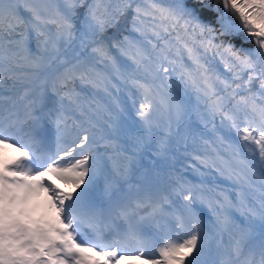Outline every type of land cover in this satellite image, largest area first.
Segmentation results:
<instances>
[{
  "label": "snow or ice",
  "instance_id": "snow-or-ice-1",
  "mask_svg": "<svg viewBox=\"0 0 264 264\" xmlns=\"http://www.w3.org/2000/svg\"><path fill=\"white\" fill-rule=\"evenodd\" d=\"M222 3L238 12L258 50L231 42L239 29L224 14L209 15L219 11L211 0H0V150L18 154L11 163L0 162V264H121L142 258L144 264H264V103L254 96L236 100L237 89L253 81L264 100V0ZM128 13L131 32L143 42L124 34ZM249 20L259 22L258 31ZM198 48L220 55L234 80L242 79L241 72L247 79L228 96L217 95ZM185 55L202 70L199 82L184 70ZM178 67L198 101L201 94L212 99L209 116H221V126L227 121L242 142L229 144L242 168L225 176L242 182L235 202L214 199L212 189L185 180L169 163L188 138L186 90L184 96L171 91ZM77 80L107 100L93 95L85 101L68 87ZM221 82L225 91L232 87ZM229 96L236 100L231 108ZM85 103L97 116L87 126L72 115L83 116ZM41 191L54 216H35L32 200ZM197 205H205L211 217ZM85 229L94 237L87 246L77 239ZM161 233L164 242L156 247ZM129 240L140 246L139 255L125 253ZM150 247L156 253L146 255Z\"/></svg>",
  "mask_w": 264,
  "mask_h": 264
},
{
  "label": "trees",
  "instance_id": "trees-1",
  "mask_svg": "<svg viewBox=\"0 0 264 264\" xmlns=\"http://www.w3.org/2000/svg\"><path fill=\"white\" fill-rule=\"evenodd\" d=\"M58 4H62L63 0H56ZM86 2H91V0H86ZM116 0H113L115 3ZM137 2L143 3L144 0H137ZM237 2H242V0H237ZM211 3L218 8V13L209 14L212 17H215L219 14H224V7L222 0H211ZM146 6V5H145ZM83 10L82 8H78L77 12ZM246 13L252 14V9H245ZM228 19L233 24H239L244 28L243 21L240 20L238 12L231 8V5L227 9ZM123 19V18H122ZM131 13L126 15V21L128 22V30L124 33L130 35L131 37L141 40L143 42V38L140 37L139 33L131 32ZM150 23V20L148 21ZM249 23H254L256 26L254 30L258 31V21L249 20ZM114 29L109 30L111 33ZM245 33L248 34L247 29H245ZM146 35L148 38L155 40V38L151 35V32L145 28ZM244 32H239L238 35H234L230 37L232 43L237 48L243 47L246 50H257L256 46L251 41H246V35ZM175 34L169 39H172L174 42ZM254 39H257L254 36H251ZM145 47H150L146 42ZM198 54L201 57V63L207 68V75L211 78L210 83L212 90L217 93L219 96H228L232 92V88H235L237 83H243L244 80L247 79V73L241 72V80L233 79V72L229 71L224 62H222L221 56L216 54V52L210 51L205 52L202 48L197 49ZM118 59L123 63L130 64L131 62L127 60L126 57L118 56ZM183 63L185 65V71H191L199 82L201 79V71L196 68L195 65L192 64L190 60H188L187 56L183 57ZM181 69L178 67L177 72L173 74L170 78V83L172 85L171 91L173 93L179 92L180 95H185L186 90V99L189 101L188 106V116L186 117V122H195L197 126L195 127L193 133L191 134L188 140V147L185 153H183L181 161L185 158L190 159L192 155H201L202 158L209 161V166H211V170L215 171L218 177L225 178L227 173L232 170L242 168V165L239 164L238 159L234 155L233 148L229 147V144L233 145V147L237 144L242 143L239 141L236 136V132L234 129L230 128L229 123L225 121L224 126H221L222 117L217 115L214 119L211 118L208 114V107L212 103V99L201 94V98L198 101L196 98V93L189 84L187 87L184 83L181 82L180 73ZM221 81H225L232 85L231 88H228L225 91L224 83ZM169 82H165L167 84ZM260 86L258 81H253L247 89L241 88L237 89L236 100H240L241 97L254 96L255 102L259 105L264 103V100L260 98ZM236 100H232L229 96L227 107L231 108L233 104L236 103ZM207 124V126H205ZM223 140V142H221ZM254 148L255 146L252 145ZM241 154L243 156H248L249 153L245 152L241 149ZM214 165V166H213ZM224 173L225 175H221ZM222 188L226 191V193L235 196V200H237V192L240 191L242 185L241 183H237L234 179H224L221 181ZM245 191H247L245 187ZM258 195V193H257ZM229 203L228 198L225 201V205ZM234 210V209H233ZM233 215L239 219L240 213L234 210Z\"/></svg>",
  "mask_w": 264,
  "mask_h": 264
},
{
  "label": "rangeland",
  "instance_id": "rangeland-1",
  "mask_svg": "<svg viewBox=\"0 0 264 264\" xmlns=\"http://www.w3.org/2000/svg\"><path fill=\"white\" fill-rule=\"evenodd\" d=\"M49 27L52 28L53 31H54V27H55L54 25H50ZM238 33L236 35H238ZM30 47L33 50H35L36 44H35V38H34V36L30 40ZM98 68L101 71H105L104 67H98ZM106 70H107V72H110L111 71L110 68H108ZM68 87L70 89H73L74 88L77 93H80L81 94V98L84 99L85 101L90 100V98L93 95H95V97L97 99H100L101 102H104V101L107 100V97L105 96V94L102 91H99L97 89L92 88L91 85H88V84H83L82 85L80 82H78V83H73L72 82L71 84L68 85ZM91 107L92 108H95V105L93 104V105H91ZM83 109H84V113H85L83 116H81L79 112H75V113L72 114L73 115V118L76 119V120H78V121H80V122H83L85 124V126H87V123L86 122H87V120L89 118L92 119V120H97V116L92 111L89 110V104L88 103H85L83 105ZM80 118H83V120H80ZM193 128H194V126H191V127H188L187 128L188 135L191 133V131L193 130ZM69 139H71V137H69ZM184 146H185L184 144H181L179 146V150L182 147H184ZM99 151H104V149L103 148H99ZM177 152L178 151H175L174 152V157L172 158L173 163H174V161L176 159L175 157H176V153ZM17 156H18V154L16 152H14L13 150H11V149H3V150H0V162H8V163H11ZM25 163H29V162L26 161ZM31 163H32L33 166H36V160H32ZM198 174H199V171L194 172L193 177H198V176H194V175H198ZM45 179L47 181H50L51 183L55 184L60 189H63L65 191H68L69 190V188L67 186H65L64 184L60 183L59 181H56L50 175H46L45 176ZM81 187H83V185ZM77 191H79V189ZM32 206H33L34 209H35V207L37 208V211H35L34 214L38 218H40V217L54 216V213L50 212V210L48 208V205H47V197H46V194L43 193V191L40 192L39 196L33 198V200H32ZM39 210L41 211L40 213H39ZM172 235L175 236V232H173ZM163 236H164L163 233H161L159 235V238L157 239V242H156V247H159L164 242ZM81 238H82V236H78L77 237L78 240H81ZM226 242H227V240H226ZM156 247H151L148 250V253H156Z\"/></svg>",
  "mask_w": 264,
  "mask_h": 264
},
{
  "label": "water",
  "instance_id": "water-1",
  "mask_svg": "<svg viewBox=\"0 0 264 264\" xmlns=\"http://www.w3.org/2000/svg\"><path fill=\"white\" fill-rule=\"evenodd\" d=\"M224 15H225V17L227 18V20L230 21V20L228 19V16H227V10H225V9H224ZM230 22H231V21H230ZM231 23H232V22H231ZM232 24H233V23H232ZM233 25H235V26L239 29V32L241 31V32H244V33H245V30H244V28H243L241 25H239V24H233ZM245 35H246V41H251V42L256 46V48H257V50H258V46H257V44L255 43V40H256V39L250 37L247 33H245Z\"/></svg>",
  "mask_w": 264,
  "mask_h": 264
},
{
  "label": "bare ground",
  "instance_id": "bare-ground-1",
  "mask_svg": "<svg viewBox=\"0 0 264 264\" xmlns=\"http://www.w3.org/2000/svg\"><path fill=\"white\" fill-rule=\"evenodd\" d=\"M86 255H90V254H86ZM133 263L135 262V260H131Z\"/></svg>",
  "mask_w": 264,
  "mask_h": 264
}]
</instances>
